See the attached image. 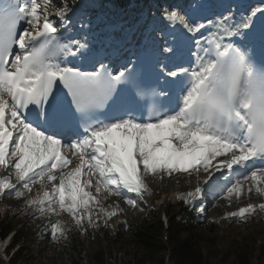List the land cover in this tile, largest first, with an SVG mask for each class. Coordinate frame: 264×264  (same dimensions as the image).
I'll use <instances>...</instances> for the list:
<instances>
[{"label":"snow or ice","instance_id":"6c2138e0","mask_svg":"<svg viewBox=\"0 0 264 264\" xmlns=\"http://www.w3.org/2000/svg\"><path fill=\"white\" fill-rule=\"evenodd\" d=\"M74 2L0 0V172L7 173L0 198L20 200L39 186L21 214L31 209L34 219L47 220L44 228L57 245L73 230L83 236L110 227L123 210L104 208L109 197L143 211L139 201L152 194L149 177L194 178V189L176 199L201 215L206 209L195 202L206 192L229 207L245 195L264 199V61L255 56L257 43L264 50V30L255 29L264 9L230 7L206 24L187 10L165 8L162 19L195 44L190 66L177 62L173 37L133 53L119 68L97 61L82 71L67 60L90 50L87 36L68 35ZM146 72L166 87L144 86ZM133 90L147 119L126 107ZM257 213L264 214V203L222 219L247 223Z\"/></svg>","mask_w":264,"mask_h":264},{"label":"rangeland","instance_id":"374dc122","mask_svg":"<svg viewBox=\"0 0 264 264\" xmlns=\"http://www.w3.org/2000/svg\"><path fill=\"white\" fill-rule=\"evenodd\" d=\"M91 1L93 0H88V2ZM176 5L181 7L179 3ZM158 6L159 3H156V6L153 8H158ZM92 9L94 8H89L88 11ZM174 175L176 176H172L170 179L182 176L180 174ZM170 179L166 177L163 180ZM163 180L158 179L154 181L160 184ZM186 180H188V185L185 188H181L177 180H175V183L174 181L171 182V185L175 186L174 189L163 190L161 187L158 191L155 190L157 193L153 195V197L151 195L145 196L140 203L143 211H141L139 207L134 209L128 206L118 197L108 198L104 201L103 207L111 210L109 205L115 206L118 204L119 209L123 210V214H118L113 217L109 221L110 227H104L103 232H107L105 233L106 235L102 232L97 235V238L92 237L88 231H85L83 236H81L80 233L71 234V231L68 233L67 242L61 241V243L57 245L51 241L48 235L49 230L41 227V221L43 219L33 218L31 224L34 223L35 229H38L40 232L34 234L31 241L27 238H23L16 244V247L11 253L13 255L12 257L15 259L14 264H96L94 257L100 253L103 254L102 264H173L169 251H163L154 256H147L144 254L141 247L134 246V242L130 233L127 232V228L118 238L114 235V231L118 222H126V224L131 227H141L152 223V221L148 219V211L153 208V212H157L160 215L161 206L165 197H167V204L165 206H167L170 223H172L174 218H178L183 214V210L177 205H174L175 194H178V192L185 193L191 191L192 189L188 187H193L192 181L189 180V178ZM148 185L152 187L150 184ZM152 192H154V190ZM8 197L9 199H7ZM8 197L2 198L0 213H2V211H7L9 221L12 225H16L14 230H12V234H14L20 227L18 220H22L26 215L21 214V209L24 207L25 200L17 201L16 199L14 200L12 196ZM245 197H247V195H245ZM13 202L16 203L13 205ZM262 202L264 201L259 199L258 202L255 203ZM248 203L250 202H236L232 207L228 209L224 208V211L221 213H217L212 207H207L208 209H206L205 217H197L204 223H197L195 225L198 227V234L196 235V241H193V243L203 252L205 264H239L238 255L240 254L239 251L242 249H245L249 253L248 258L250 264H264V255H262V252L264 254V219H260L264 214L257 213L255 216L250 217L247 223L233 222L231 219H222L226 213L235 211L238 207ZM32 213V210L29 209L28 214L31 216ZM60 219L67 222L69 227H71L69 218L66 215L61 216ZM46 222L48 221L46 220ZM207 223L213 224L215 229L213 233L207 231ZM179 237L185 238L186 235L183 233ZM256 242H260L261 246H258ZM18 248L21 249V254L19 257L17 256L15 258L14 254ZM147 257H149V259H147ZM161 259L163 262H161Z\"/></svg>","mask_w":264,"mask_h":264},{"label":"trees","instance_id":"16d2710c","mask_svg":"<svg viewBox=\"0 0 264 264\" xmlns=\"http://www.w3.org/2000/svg\"><path fill=\"white\" fill-rule=\"evenodd\" d=\"M190 213L185 212L182 217L179 219H175L170 227L168 232V241H167V248L162 245L161 241L159 240V235L161 232V225L155 215L152 213L150 215V220L152 223L146 224L143 226H135L127 229V232L130 233L132 240L134 242L135 247H141L143 249L144 254L148 255H156L163 251H169L170 258L173 264H205V258L203 252L200 250L193 241H196V235L198 234V227L195 226L193 223V218L190 217ZM0 222V229L2 234H6L10 231L9 223H7V214L2 216ZM6 227H4V224ZM24 222L23 229L18 231V236L15 239V242H19L23 238H27L29 235V231L27 232V224ZM207 231L213 232L214 227L208 225ZM124 233L122 229V225H119V230L116 233V238L120 237ZM185 234V238L179 237L182 234ZM238 255V262L239 264H250V260L248 258L249 253L242 249L239 251ZM21 252L16 255V257L20 256ZM262 255L263 252H262ZM103 254H97L94 257L96 264L103 263ZM149 259V257H147ZM161 262L163 260L161 259Z\"/></svg>","mask_w":264,"mask_h":264},{"label":"bare ground","instance_id":"6f19581e","mask_svg":"<svg viewBox=\"0 0 264 264\" xmlns=\"http://www.w3.org/2000/svg\"><path fill=\"white\" fill-rule=\"evenodd\" d=\"M71 2V1H70ZM88 4L90 5V2H88V0H77V1H75L74 2V5H73V7H74V9H75V13H74V15H72V19L73 18H75V17H79L80 18V20L81 21H83V20H85L86 19V17L88 16V15H91V14H93L94 15V13L95 12H98V9H101V10H106V14H104V13H102V19H104L103 20V22L102 23H100V24H98L97 25V27H96V29L94 30V32H92V34H91V36L89 37V38H87L88 39V43H89V45L91 46V44H96V42H98V40H99V34L100 33H102V34H104V35H106L110 40H112L113 38H115V37H119V35H118V33H115V32H110V31H108L107 30V26L108 25H110V24H114V23H110L112 20V17H110L109 16V10H108V8H110V3L109 2H95V4H96V6H98V9H92L94 12L93 13H91V11H88V9L89 8H91V7H89L88 6ZM194 5H197V4H194ZM95 6V5H94ZM171 6H172V4H171ZM176 7H179L180 9H181V7L180 6H178V5H176ZM192 7V8H191ZM190 7V13L192 14V15H195L196 14V11H197V9H199L198 7H193V6H191ZM160 15V16H159ZM155 16H157L158 18L155 20V25H157V24H162V23H164V22H166V21H164L163 19H162V15H161V13H156V15ZM118 21V20H117ZM116 21V22H117ZM155 31V30H154ZM153 31V32H154ZM158 32V31H157ZM84 37V36H83ZM90 38L92 39V41L90 40ZM3 174H5V172H3ZM217 176H219V173L218 174H216ZM173 176H176V175H173ZM187 179V175H182L181 177L180 176H177V177H173V179H170V180H163V181H161V183L159 184L158 182H156V181H154V180H158V179H153V178H151V177H149V178H147V182H148V184H150L152 187H151V189H153L154 190V192H152V194H151V196L153 197V195H156V193L157 192H155V190L156 191H158L159 190V188H161L162 187V189L163 190H165V189H174L175 188V186L174 185H171V182L172 181H174V183H175V180H177V183H179V185H180V187L181 188H185L188 184H187V181L188 180H186ZM14 180V179H13ZM191 181H192V185L194 186V184H195V179L194 178H192L191 179ZM204 187H206V186H204ZM152 190V191H153ZM30 193H26L25 194V196H24V198H26L28 195H29ZM8 197V196H7ZM114 198H115V196H113ZM112 197V198H113ZM217 196L215 195V197H214V199L211 201V203L208 205L209 207H212V208H214V210L217 212V213H221V212H223L224 211V208H229V206H228V204H227V202L226 201H224V200H222V199H220L219 197H217ZM13 198V197H12ZM110 198V197H109ZM7 199H9V197L7 198ZM259 199H261V198H259V197H257V196H255V195H251V196H248L247 195V197H245V196H243L241 199H240V201L239 202H243V201H248V202H250V203H255V202H258V200ZM15 200V199H14ZM117 200V199H116ZM262 200H264V199H262ZM237 201L235 200V198H233V200H232V203H231V206L230 207H232L233 205H234V203H236ZM213 205H215V207H213ZM213 210V209H212ZM260 219H264V216H262Z\"/></svg>","mask_w":264,"mask_h":264}]
</instances>
